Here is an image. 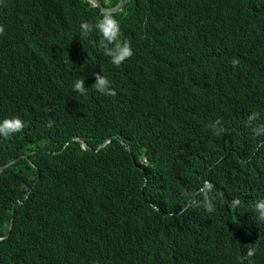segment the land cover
Masks as SVG:
<instances>
[{"label":"trees","instance_id":"1","mask_svg":"<svg viewBox=\"0 0 264 264\" xmlns=\"http://www.w3.org/2000/svg\"><path fill=\"white\" fill-rule=\"evenodd\" d=\"M112 15L133 48L119 67L80 36L98 8L0 0V120L26 121L0 137V264H264V0Z\"/></svg>","mask_w":264,"mask_h":264},{"label":"clouds","instance_id":"2","mask_svg":"<svg viewBox=\"0 0 264 264\" xmlns=\"http://www.w3.org/2000/svg\"><path fill=\"white\" fill-rule=\"evenodd\" d=\"M101 15L102 17L95 24L82 21L79 26L80 36L87 39L89 35L95 31L100 37L99 46L103 48L104 54L110 58L112 65L119 67L128 58L133 56V48L128 40H118V37L121 35L120 24L117 19L113 17L111 12H104ZM0 34H3L2 27H0ZM93 86L101 95L114 96L116 94L110 81L101 74L95 75ZM72 90L80 95H85L86 87L84 85V80H75L72 84ZM24 127H26V121L19 117L4 118L0 120V137L9 138L16 133H20ZM143 163H145L144 160ZM212 187L210 183H205L204 187L201 189V193L203 194V208L208 213L215 211L214 199L209 196ZM240 204L241 201L239 199H233L229 206L231 208H237ZM254 207L258 214V219L264 221V199L258 200ZM247 255L251 257L253 252L249 251Z\"/></svg>","mask_w":264,"mask_h":264},{"label":"water","instance_id":"3","mask_svg":"<svg viewBox=\"0 0 264 264\" xmlns=\"http://www.w3.org/2000/svg\"><path fill=\"white\" fill-rule=\"evenodd\" d=\"M85 2H87L92 8H98L100 11V14H103L104 12H111V14L117 13L119 11H121L123 5H125L127 3L128 0H124L122 2H120L117 6H115L114 8L111 9H104L101 7V5L96 1V0H83ZM109 142V140L105 141L99 148L105 146L107 143ZM81 148L83 150H90L86 145L82 144ZM4 169V167L0 168V171H2Z\"/></svg>","mask_w":264,"mask_h":264},{"label":"flooded vegetation","instance_id":"4","mask_svg":"<svg viewBox=\"0 0 264 264\" xmlns=\"http://www.w3.org/2000/svg\"><path fill=\"white\" fill-rule=\"evenodd\" d=\"M96 1L101 5L102 8L108 10V9L114 8V7L117 6L120 2H122V1H124V0H117V3H116L114 6H112V5H113V3L115 2V0H96ZM129 2H130V0H128L127 3H126L125 5H123L121 11H119V12L125 11L127 5L129 4Z\"/></svg>","mask_w":264,"mask_h":264},{"label":"rangeland","instance_id":"5","mask_svg":"<svg viewBox=\"0 0 264 264\" xmlns=\"http://www.w3.org/2000/svg\"><path fill=\"white\" fill-rule=\"evenodd\" d=\"M3 170H4V169H3ZM3 170H2V171H3ZM2 171H0V173H1Z\"/></svg>","mask_w":264,"mask_h":264}]
</instances>
